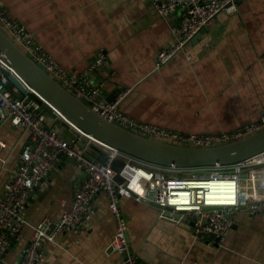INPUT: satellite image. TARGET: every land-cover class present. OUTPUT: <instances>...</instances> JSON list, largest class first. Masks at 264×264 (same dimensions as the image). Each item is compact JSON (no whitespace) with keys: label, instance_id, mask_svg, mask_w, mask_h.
<instances>
[{"label":"crops","instance_id":"obj_1","mask_svg":"<svg viewBox=\"0 0 264 264\" xmlns=\"http://www.w3.org/2000/svg\"><path fill=\"white\" fill-rule=\"evenodd\" d=\"M0 8L72 79L88 72L103 54L104 63L88 76L100 88L98 101L120 99L119 110L144 123L179 134H215L256 122L264 111V0H243L235 11L221 12L157 69V56L170 46L178 14L159 15L150 0H0ZM45 126L67 140L76 138L58 116L46 115ZM28 136L27 130L0 119V201ZM94 154L102 156L98 150ZM249 170L243 171V180ZM254 176L264 198V175ZM83 178L74 161L58 160L44 183L33 186L26 224L6 236L10 245L0 264L19 262L34 226L44 219L52 221L48 232H53ZM118 204L137 264H264V211L238 208L226 237L215 242L197 235L190 221L160 216L151 203L122 196ZM114 232L108 198L98 193L87 227L55 235L40 249L37 264H118L122 255L108 246Z\"/></svg>","mask_w":264,"mask_h":264},{"label":"built area","instance_id":"obj_2","mask_svg":"<svg viewBox=\"0 0 264 264\" xmlns=\"http://www.w3.org/2000/svg\"><path fill=\"white\" fill-rule=\"evenodd\" d=\"M242 1L150 0L159 15L178 14V22L170 29L172 42L168 48L159 52L155 63L156 69L183 51L194 36L202 28L210 25L217 15L221 12L235 11ZM0 21L13 39L55 80L66 89H71L79 99L103 118L122 127L145 136L158 135L195 147L228 143L264 128V111L256 122L230 132L215 134H179L144 123L120 111L118 107L120 99L114 102L98 101L100 88H94L88 76L104 63L103 54H99L92 62L88 72L80 78L72 79L51 56L35 44L33 36L23 26L7 16L3 8H0ZM0 65L10 70L27 89H30L1 56ZM6 83V78L1 74L0 119L9 120L12 126L27 130L29 136L27 145L20 152L19 166L12 179L5 184L0 201V261L6 247L10 245L6 236L17 233L26 224L24 210L33 186L49 175L60 158L74 161L83 170L84 178L74 190L71 208L54 223L53 232H48L52 225L50 219H44L34 226L33 235L17 264H37L42 259L40 249L52 242L55 235L85 229L91 220L92 200L98 193H103L108 198V209L115 221V232L108 246L112 251L122 255L118 264H137L136 257L128 249L127 222L118 204L122 196H133L136 200L156 204L160 209V216L170 220L190 221L197 235L212 234L218 239L217 242L223 241L228 234L233 223L231 216L238 208H246L251 214L264 211V198L259 192L254 176L264 169L256 168L264 166V151L236 164L225 165L217 162L212 166L199 168H179L175 164L158 166L92 138L69 123L54 109L56 116L105 152L102 153L103 162L89 160L84 157L83 151L75 145L74 140H67L45 126L46 114L41 111L39 103L28 96H17L19 93L17 89L6 88ZM36 96L47 104L41 96L38 94ZM3 145L0 140V149ZM118 159L123 162L118 171L122 179L120 183L115 180L116 172L113 166ZM248 169H250L248 177L243 180L242 172ZM186 171L189 174H184ZM211 179H233L237 185L234 199L226 203L209 201L207 194L210 186L207 182Z\"/></svg>","mask_w":264,"mask_h":264},{"label":"water","instance_id":"obj_3","mask_svg":"<svg viewBox=\"0 0 264 264\" xmlns=\"http://www.w3.org/2000/svg\"><path fill=\"white\" fill-rule=\"evenodd\" d=\"M205 29L206 27L202 28L192 41L197 39ZM0 56L31 90L27 89L10 70L0 65V75L2 74L7 80L6 88H16L20 94L25 96L33 94L41 111L47 116H56L55 110H57L69 123L85 134L145 162L158 166L175 164L179 168H199L209 167L217 162L225 165L236 164L264 151V128L228 143L215 144L211 147H195L158 135L145 136L109 121L79 99L72 90L66 89L51 74L47 73L13 39L1 21ZM35 94L45 99L47 104ZM75 135L74 143L83 151L84 157L103 162L102 156L94 154V150L105 154L102 149L87 137L79 135L77 132ZM113 166L116 172L115 180L120 183L122 181L118 175L120 166L117 162ZM42 183H44L43 178L37 183V188ZM35 190L36 187H33L32 193ZM153 205L156 206V204ZM201 236L215 242L218 241L212 234Z\"/></svg>","mask_w":264,"mask_h":264},{"label":"bare ground","instance_id":"obj_4","mask_svg":"<svg viewBox=\"0 0 264 264\" xmlns=\"http://www.w3.org/2000/svg\"><path fill=\"white\" fill-rule=\"evenodd\" d=\"M207 183L210 186L207 194L209 201L226 203L234 199L237 185L233 179H211Z\"/></svg>","mask_w":264,"mask_h":264},{"label":"rangeland","instance_id":"obj_5","mask_svg":"<svg viewBox=\"0 0 264 264\" xmlns=\"http://www.w3.org/2000/svg\"><path fill=\"white\" fill-rule=\"evenodd\" d=\"M117 163H118L119 166H121L123 162H122V160L118 159V160H117ZM263 167H264V166H257L256 168L260 170V169H262ZM244 171H246V170H244ZM242 173H243V172H242ZM184 174H189V172L186 171V172H184ZM260 175H264V169L261 170L260 173H259L257 176L259 177Z\"/></svg>","mask_w":264,"mask_h":264},{"label":"trees","instance_id":"obj_6","mask_svg":"<svg viewBox=\"0 0 264 264\" xmlns=\"http://www.w3.org/2000/svg\"><path fill=\"white\" fill-rule=\"evenodd\" d=\"M22 97V96H21ZM28 98L29 99H31V100H33V101H35L36 100V98L34 97V95L33 94H29L28 95Z\"/></svg>","mask_w":264,"mask_h":264}]
</instances>
